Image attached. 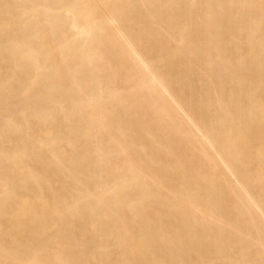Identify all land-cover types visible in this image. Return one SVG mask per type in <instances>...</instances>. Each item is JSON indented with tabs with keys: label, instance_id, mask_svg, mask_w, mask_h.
<instances>
[{
	"label": "bare ground",
	"instance_id": "obj_1",
	"mask_svg": "<svg viewBox=\"0 0 264 264\" xmlns=\"http://www.w3.org/2000/svg\"><path fill=\"white\" fill-rule=\"evenodd\" d=\"M0 264H264V0H0Z\"/></svg>",
	"mask_w": 264,
	"mask_h": 264
}]
</instances>
